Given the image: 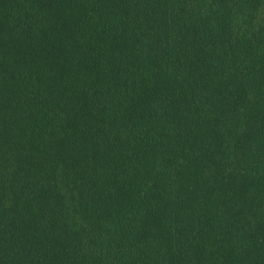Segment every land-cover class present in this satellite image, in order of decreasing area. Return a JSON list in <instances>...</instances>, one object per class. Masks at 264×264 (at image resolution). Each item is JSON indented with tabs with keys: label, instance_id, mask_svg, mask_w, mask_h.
Instances as JSON below:
<instances>
[{
	"label": "trees",
	"instance_id": "16d2710c",
	"mask_svg": "<svg viewBox=\"0 0 264 264\" xmlns=\"http://www.w3.org/2000/svg\"><path fill=\"white\" fill-rule=\"evenodd\" d=\"M0 264H264V0H0Z\"/></svg>",
	"mask_w": 264,
	"mask_h": 264
}]
</instances>
